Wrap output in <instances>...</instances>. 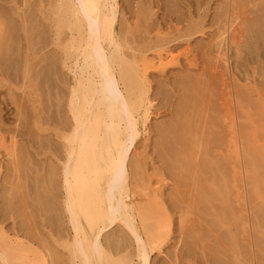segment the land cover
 Here are the masks:
<instances>
[{
	"label": "bare ground",
	"instance_id": "1",
	"mask_svg": "<svg viewBox=\"0 0 264 264\" xmlns=\"http://www.w3.org/2000/svg\"><path fill=\"white\" fill-rule=\"evenodd\" d=\"M232 2V4H235L234 0ZM249 2L252 6L255 1L250 0ZM244 5L247 6L246 1ZM49 7L51 8L50 15L54 23V32L57 35L56 38H58V69L60 72L58 74L56 71V75L53 71V73H50L51 70L48 71L46 69L50 75L47 74L45 77L46 79H51L58 76L59 82L65 86L63 92H58L57 96L59 98H57V101L58 103L59 101L61 102L59 105L62 104L61 108L67 118L59 135L61 153L58 151L60 159L56 158L59 161L57 163L59 168L55 163L50 162L47 164L48 170L47 168L46 170L49 175L47 172L48 178L46 179L48 180L44 178L45 175H41L42 173L35 175H37L36 179L38 182H36L40 188V191L36 189L42 199L41 205L49 212L48 217L51 223L55 225L54 229L58 230V234L52 237V242L47 244L41 242L40 248L37 249L27 240L24 232L22 235L19 232L11 234V231L8 232L0 225V264H154L151 255L155 252L164 254L167 257L159 264H167L169 258L164 253V250L167 248L165 244L172 229L173 218L161 196L160 187L162 184L164 185L163 181L165 178L160 177V179L164 178V180L158 178L160 180H157L159 185L152 187L147 174L148 171L145 172L146 169L144 167V159L147 160L148 155H145V158L142 154L143 152H139L136 145L139 139L141 141V138L145 142L149 141L148 133L152 130L151 120L153 121L152 118L155 111L153 108L156 93L154 95L155 90L152 91L151 73L149 70L156 68L158 71L164 72L168 70L170 65L180 69V55L184 56V60L187 61L186 64L188 66L186 68H191V66L196 64H193L194 55L190 57L191 52L187 43L182 51L178 52L174 48L165 47L158 51L156 56L148 60L143 51L136 53L139 49H134L126 41L127 35L125 37V33L129 32L128 28L125 30L123 21H118V15H121L118 0H51ZM248 8L252 9L251 7ZM30 10L29 12H32ZM150 13L149 15L152 16L155 12L151 13L152 15ZM229 13V16H227V19H229V21L227 20L228 25L226 23L218 26L219 29L213 35V48L211 51V54L212 52L214 53L213 57L218 62L216 64L221 68L223 66L227 71L229 70L227 52L232 32L230 30L233 20L236 19L232 11ZM29 16L31 17L32 15ZM119 19L123 18L120 17ZM253 19L252 21L260 23L259 26L262 27V33L264 34L263 20L260 21L257 14H255ZM25 24L27 27V23ZM14 27L17 28V25ZM35 28L37 29L36 26ZM160 28L157 27L156 34H163V30ZM39 29H43V27ZM39 29L38 31L42 32ZM11 31L13 33V29ZM31 32L30 30L29 33ZM10 33L8 38L10 39L11 36L13 40L14 35L12 38ZM0 35H2L1 32ZM8 38L3 41L5 45L11 40ZM56 38L55 40L57 41ZM8 47L11 49V44ZM13 48L15 49L14 46ZM3 55L2 57H5L6 53H3ZM6 56L8 58L9 55ZM24 60L27 61L26 58ZM55 63L57 64V62ZM56 64L53 63L51 65L52 70ZM26 65H29L31 70L35 67L34 63V67L32 66L31 68L29 61ZM44 66L46 67V65ZM10 67L9 64L8 68ZM55 68L57 69V67ZM8 72L12 71L9 70ZM36 72L37 70L34 73L36 74ZM25 73L29 72L26 71ZM33 74L29 75L32 76ZM228 74H231V72ZM203 75L184 73L179 77L177 76L179 81L176 82L182 87L183 94L178 101L177 109H175V106V108L173 107L176 111L173 112L172 110L173 113H176L175 119H165L167 121L163 119V121L153 122L155 128L152 127L155 129L156 134L151 145L157 154L156 157L161 159L157 160L165 163L173 177V188L170 185L172 189L167 196L171 199L169 200L168 197L169 202L172 201L174 203H171V205H175L176 209H179L177 219L179 226H182L180 229L185 228L190 221L193 225H191V232L193 231L192 233L195 235L191 236L200 237L202 240L201 235L206 232V229L212 231L213 236H215L214 249L216 250V259L219 264H253L252 255H250L251 247H249L247 242L239 243V239L237 240L236 238L238 235L234 236L223 232L219 234V231L216 232V230L218 227H224L229 221L230 223L232 221L239 222L241 226H245L247 221L245 208L249 205L247 210L249 209L250 212H248L250 214L248 216L250 215L249 218L251 217V222L253 221V228L258 235V240L256 241L263 251L264 153L244 143V149H247L248 156L244 158V166H240L238 162L241 160L238 161L240 158H237L238 153L236 151L238 148L234 145L235 131L233 122L228 123L226 130H224L223 119L227 115L230 118L231 114L228 111L231 112V110L227 111L226 109L228 108L225 107L227 104H225L224 111L228 113L226 112L225 114L222 111L224 112L223 115L226 116H221V120L220 114L222 112H219V114L217 111H212L211 107L216 101L214 99L216 91L207 88ZM224 76L226 77V75ZM38 77L42 78L43 75ZM219 78L222 80L223 77L221 78L219 75ZM46 79L43 78L42 80L45 81ZM38 80L40 79L38 78ZM42 80L40 81L42 82ZM223 80L226 81L225 78ZM211 82L213 85V81ZM49 83L54 84L50 80ZM47 87L49 88L50 86L48 85ZM48 88L47 91L52 89L50 87V90H48ZM220 88L218 90L223 92L224 89L220 90ZM44 90L43 86L42 91ZM221 92H216L215 98L220 94L221 98L219 96L217 98L221 100L228 91H224L223 95ZM50 94L52 95V93ZM160 94L162 95V92ZM227 95V100H229ZM211 99H213L212 102ZM217 101L219 103L218 99ZM228 107H231L229 103ZM20 108L18 109L19 111H21ZM61 122L63 121L60 120ZM232 126L233 128H231ZM12 132L17 135L14 130ZM236 138H238L237 135ZM51 143L49 146L54 144L53 142ZM17 145L19 147L22 146V144H18V140ZM0 146L3 147L4 157L6 158V164H4L2 160L3 154L1 155L0 153V183L7 190L4 198L10 202L18 200L23 203V201H26L25 199L21 201L19 194H14L10 191L12 189L16 191L15 189L17 188H14L17 186L16 181L11 182L10 180V178L13 180L14 176L12 174L10 176V169L16 172L19 169V164H21L18 154L20 151L16 148V141L11 137L8 143L3 145V137H0ZM237 146H239V143ZM137 147L139 148L140 145ZM143 148L145 149V147ZM212 148H215L214 151L218 155L212 152ZM238 152L240 154V151ZM223 153H228L227 157H224ZM146 166L150 167V165ZM20 169V172L24 171L23 168ZM243 170L246 172L244 173ZM20 172L18 170L17 173L19 174ZM241 172L245 174L249 184L245 194L243 189L240 193L235 191L236 181H238V184L242 181L240 175L243 173L240 174ZM55 174L59 175L58 183L60 185L58 187L59 190H54L56 193L59 191L60 195L57 199L56 195L52 194L50 189L46 187V184L51 186L54 183ZM31 181L33 180L30 179ZM30 182L29 184H31ZM5 183H9L10 188L4 187ZM21 183L18 184L21 185ZM29 192L27 195H29ZM3 193L5 194V191ZM19 193H22L21 190ZM164 194H167V191ZM245 197L250 200L248 205L244 201ZM258 200L262 201V203L258 204ZM175 213L177 214V211ZM237 234H240V231ZM186 235L183 237H186ZM208 235L211 234L206 236ZM213 236L211 238L208 237V239L212 240ZM182 241L184 240L182 239ZM186 243L184 244L187 247L189 246L188 248L191 247V249L197 244L193 238ZM212 253L215 254L214 252ZM254 258H256V254ZM256 260L258 264H264V255ZM170 264L172 263L170 262Z\"/></svg>",
	"mask_w": 264,
	"mask_h": 264
},
{
	"label": "rangeland",
	"instance_id": "2",
	"mask_svg": "<svg viewBox=\"0 0 264 264\" xmlns=\"http://www.w3.org/2000/svg\"><path fill=\"white\" fill-rule=\"evenodd\" d=\"M50 1L51 0H41V2L40 0H0V21H1L0 22L1 23L0 32L2 34L0 35V38H1L0 39L1 41L0 53H2L0 54V59H1V62L3 61V63L0 62V134H1L0 137H3V145L7 144L11 137H13L14 140L16 141V148L17 150L19 149L20 151V152L18 151L19 152L18 154L20 156V163H21L19 164L20 166H18L19 167L18 170L20 172L21 170L20 168H23L24 171H21L22 173L20 172L18 174L17 173L18 170L16 172H13V170L10 169V176L11 174L14 175L13 180L11 178L10 180L11 182L16 181L15 183L17 184V186L14 187V188L17 187L15 189L16 191H14L13 189L10 191H12L14 194H19L21 197V198L19 197V199L21 201H23L24 199L26 200V201H23V203H20L18 200H12V202L6 200L4 197L7 194V190H5L2 187V184L0 183L1 184L0 185V225H2L4 229L7 230L8 232L11 231L10 232L11 234L13 232H16V233L19 232V234L22 235L24 232L26 234L27 240L32 244L33 247H36L37 249L40 248L39 245L41 244V242H44L46 244L49 242H52L51 241L52 237L57 236L58 230L54 229L55 225L51 223L48 217L49 212L46 211L41 205L42 199H41V196L38 195L40 188L38 186V183H37L38 181L36 179L37 175L35 174L42 173L41 175L47 176V177L44 176L45 179L48 178L49 172L47 171L48 170L47 164H49L50 162L55 163L56 165H58V168H59V164H57L59 163V161L56 159V158L60 159L59 153H61V144H60L61 141L59 139V135L63 129L62 127H64L63 123L66 122L65 120L67 118V116L64 115L63 109L61 108L62 104L59 105L61 102L59 101L58 103L57 101V98H59L57 94H59L60 91L63 92L65 90V86H63V84L59 82V80L57 79L58 76L53 77L51 79H46L45 77L47 76V74H49V72H47L46 69L48 71L51 70L50 73L54 72V74L56 75H57V72L58 74L60 72L58 69V60H59L58 38H56L57 35H55L56 33L54 32V23L50 15V9H51L49 7ZM170 1L172 5L170 4ZM234 1H235V4H232L233 3L232 0H230V2L229 0H173V1L167 0V2L166 0H125L124 2L123 0H118L120 4V11H121L120 13L121 15L120 16L118 15V21L119 20L123 21V24L125 25V30L126 28H128L127 30H129V32L125 33V37L127 35L126 41H128L127 42L128 45H130L134 49H139V51H136V53H140L143 51L144 54L146 55V59L148 60L149 58L152 59L154 56H156L157 52L161 51L165 47L174 48L175 51L179 52V51H182V49L185 48V46L188 44V48L190 49V52L192 55V56L190 55V57H193V55L194 57H196V58L193 57L194 59L193 64L196 63L195 64L196 66L193 65L191 66V68L190 67L186 68L188 66L186 64L187 61L184 60L183 58L184 56L180 55V67H181L180 69L174 67L173 65H170L168 67V70L164 72L158 71L156 68L149 70V72L151 73L150 81H151L152 91L153 90L157 91V92L154 91V95L156 93L155 102H154L155 105L153 108L155 110V111L153 110L155 117L153 116L152 118L153 121L151 120L152 130L149 131L151 135L148 133V137L150 138L148 139L149 141L147 142L149 144L141 138V141H139L140 140L139 139L138 140L139 142L137 141L138 144L136 145V148L138 149V151L141 153L143 152L142 154L144 155L145 158L148 155L147 160L144 159L145 161L144 167L146 169L145 172L148 171L147 174L149 176V181L152 184V187L158 186L159 181L164 180V178L165 180L168 181L167 182L164 180L165 182L163 181V183L165 186L162 184V186L160 187L161 193H162L161 196L163 197L161 198L163 199L164 203L166 204L167 210L171 213L172 218H173L172 229L169 232L168 237H167L168 239L166 243L167 246L165 244V247L167 248L164 250V253L167 254L169 258V262H167V264L168 263L170 264V262L172 264H219L217 263L219 261L216 259V253H215L216 250L214 249L215 248V244H214L215 236H213L212 231H209L208 229H206V232L203 234L204 236L201 235L202 236L201 238H203L202 240L200 239V237L199 238L192 237L195 235L192 233L193 231L191 232L192 223L190 221H189L190 224H188L189 222L187 223V225H190V226L186 225L185 228H182L184 229L183 231L182 229H180L182 226L181 227L179 226L178 219H177L179 209H176L177 207L175 205H171V203L173 202L172 201L169 202V200L171 199L169 196H167L169 195L168 193L173 188V182H172L173 177L171 175V172H169L170 170H168L165 163L161 161L159 162V160L161 159L159 157H156L157 154L154 152L153 146L151 145L153 143L152 140L155 138V134H156L155 129H153L154 127L153 122L156 123L157 121H163V119L164 121H167L165 119H169V120L175 119L176 113H173V112H175L176 110H174V108L176 107L175 109H177L178 101L183 94L182 87L180 86L179 83L176 82V81H179L177 76L179 77L180 75H183L184 73H189L192 75L193 74L194 75L204 74L203 79L205 80L207 84V88L209 90L211 89L212 91L214 90L220 93L221 91H219L218 89L221 86V88L222 87L223 88L222 89L220 88V90L224 89L223 92L224 91L226 92V90L228 91L226 92L228 95L227 94L226 95L229 96L228 98L230 101L227 100V97L225 94L222 97L223 102H222V99L220 100L219 98H217L218 96L220 97V94L215 98L217 94L215 92L214 99L216 100L215 101L216 103L214 102L211 108L213 112L217 111V113L224 111L225 107L228 108L226 109L227 111L231 110L232 113L228 111L229 114H231L230 118L228 115L227 116L223 115L225 111L222 112V114L220 113L219 114H220V120H221V116L223 117L226 116V118L224 119L227 121L223 119V122L225 124L224 130H226L228 123H230L231 121L233 122L234 128L233 126L231 128H233L235 131L234 132V139H235L234 145H236V148H238L236 151L238 153L237 158H240L238 159V161L241 160L238 162L240 166H244V158L248 156L247 149L246 148L244 149V143H247V145H250L249 147L251 148L259 149L261 153H264V34L262 33V27L259 26L260 23L252 21L254 20L253 18H255V14H257L259 15V20L260 21L263 20L262 23L264 27V0H253L255 2L254 4H252V6L249 2L250 0H242V1L234 0ZM245 1L247 3V6L244 5ZM241 2L242 3L244 2V4L242 5ZM165 3L168 5V7L167 5L165 6ZM248 7H251L252 9ZM30 9L32 10V12H29ZM150 10H151V13H154V12L155 13L152 15L150 13ZM231 11L235 15L236 19L233 20L232 26H231L232 28L230 30L232 31L231 40L228 45V52H227L229 70L227 71L222 66V68L225 70L224 71L221 67H219L216 64L218 62L213 57L214 53L212 52L211 54V51L213 48L212 47L213 39H214L213 35L215 34V31L219 29L218 26L222 24H226V23L228 25L227 20L229 21V19H227L228 18L227 16H229L230 14L229 12ZM123 12L124 14H122ZM149 13L152 16H150ZM24 15H27V16H24ZM28 15H32V16L28 17ZM2 16L4 17V19ZM261 16L263 19L261 18ZM120 17L123 18L124 20L119 19ZM29 22H32V23H29ZM25 23H27L28 25L27 27ZM16 25H17V28L14 27ZM35 26L37 27V29L35 28ZM163 26L165 27V29ZM13 27L16 29H14ZM42 27L44 30L39 29ZM157 27L159 28L161 27L160 29L163 30V31L161 30L163 34L162 33L160 35L156 34ZM11 29H13L14 34L12 33ZM38 29L42 30V32L38 31ZM30 30L32 31L31 33H29ZM9 33L10 35H12V38L14 35V39L16 40L14 39L12 40L10 36V39L12 40L11 41L8 38ZM42 34H45V35H42ZM42 36H47V37H42ZM7 38L10 40L9 42L8 41L7 42L10 43L12 47L10 49V47H8L10 44L6 42L8 50H7V47L4 48V46L6 45L3 43V41L7 40ZM55 38L57 39V41L55 40ZM3 44L4 46H2ZM13 46L15 47V49L13 48ZM11 50L13 51L14 54L16 52V54L14 55ZM51 52H53L54 54L53 53L51 54ZM3 53L4 54L6 53V55L11 56L12 58L10 57V59H8L9 56L7 58V56L5 55L6 57L5 59V57H2L4 56ZM11 53L13 54L14 57L12 56ZM25 55L27 56L25 57ZM30 56L31 58H29ZM35 57L36 59L39 58L40 60L38 59V61H36ZM25 58L26 60L28 58L29 59L25 61L24 60ZM195 59H196V62H195ZM42 60H43V64L45 63L44 65H46V67L42 64ZM28 61L29 63H31V68L32 66L34 67V63H35L34 69L31 70L30 66L26 65ZM39 61L41 62V64H39L40 63ZM52 61H54L53 62L54 64H56L55 62H57V64L54 65V68L57 67V69L53 68L52 70V66H51L53 64ZM9 64L11 66L10 68H8ZM49 64H50V67H49ZM41 65H43L44 67ZM47 65H48V68H47ZM14 67L17 70H15ZM8 69L12 71L13 73L12 72L9 73ZM36 70L37 72L35 74L34 72ZM39 70L41 73L39 72ZM26 71H28L29 73H25ZM230 72L231 74H228ZM42 73H44L45 75ZM29 74H33L34 76L33 75L31 76ZM39 75L40 76L43 75V77L40 78L38 77ZM219 75L221 78L222 77L225 78L226 81L223 80V78L222 80L220 78L218 79ZM224 75H226V77ZM38 78L40 80L45 78L46 80L45 81L42 80L41 82L40 80H38ZM49 80L50 82H53L55 85L50 84ZM230 80L231 81L233 80V81L231 82ZM211 81H213L214 83L213 85ZM47 83H49L48 85L51 88L54 85L51 90H50V87L49 88L47 87L48 90L50 91H47V88H46V86H48ZM219 84L221 85L219 86ZM233 85H236V86H233ZM43 86L45 89L44 91H42ZM56 88H57V91H56ZM162 90L164 91V94ZM158 91H159V94H158ZM166 91L167 93H165ZM160 92H162V95L160 94ZM223 92H221L222 95H223ZM233 92L234 94H232ZM50 93H52V95ZM217 99L219 100V103ZM212 100L213 99H211V102ZM228 103H229V106H231L230 108L228 107ZM225 104L227 105L224 107ZM19 107H21L20 108L21 111L18 110ZM59 107H60V110H59ZM60 117L62 118L59 119ZM60 120L63 122L60 123ZM210 127H213V126H210ZM12 130H14V132L17 133V135L13 134ZM236 135L238 138H236ZM46 139L48 142L50 140V142L48 143ZM17 140H18V144L20 145L22 144V146L19 147V145H17ZM51 142H53L55 146L54 144L49 146V144H52ZM237 142L239 143V146H237L238 145ZM43 143L46 145H44ZM139 145L140 147L138 148L137 146ZM1 147L2 146H0V153L1 155L3 154L2 160L4 164H6V158L4 157V150L2 147V150H3L2 151ZM143 147H145L146 151H144L145 149ZM26 149L28 152L26 151ZM212 149H213L212 152L218 155L217 152L214 151L215 148H212ZM21 150H22V153H21ZM238 151H240V154ZM151 155L153 156L154 159L152 158ZM226 155H228V153L224 154L223 156L225 157ZM22 158L24 161L21 160ZM34 159H35L36 164L34 163ZM148 159H150L149 160L150 162L148 161ZM38 165L40 166V168ZM146 165H150V167L151 166L152 167L150 168L149 166H146ZM32 168H33V171H32ZM25 170H27L28 172ZM243 171L244 173L246 172L245 170ZM47 172H48V175H47ZM242 173L243 172H241L240 174ZM244 173L240 175L242 178V181H240L239 184H238V181H236L237 186H236L235 191L237 193H240L241 190L243 189L244 194H245L246 193L245 191H247V188L249 186ZM169 175L171 176L169 177ZM25 177L27 178V181ZM29 177L33 181L30 182V179H28ZM160 177H164V178L160 179ZM154 178H156V180H154ZM58 179H59V175L55 174V177H54L55 181L53 184H51L52 187L46 184L47 185L46 187L50 189V192L56 195V199L60 195L59 191L56 193L57 191L56 189L59 190L58 187L60 186L58 183L59 182ZM17 182L18 183L22 182V183L20 185ZM29 182L31 184H29ZM170 185L172 186V188ZM4 187L10 188L9 183H5ZM162 187H164L165 190H163L164 188L162 189ZM36 188L39 189V191H37ZM20 190L22 193L23 192L25 193L24 194L19 193ZM28 190L29 191L31 190V191L29 192ZM4 191H5V194L3 193ZM166 191H167V194H164ZM28 192H29V195H27ZM33 194L35 197L33 196ZM30 195H32L31 198H30ZM168 197H169V200H168ZM246 200L247 198L244 201L248 205L249 204L248 201L250 200H247V201ZM257 203L260 204L262 203V201L258 200ZM247 208H249V205L248 207L246 206L245 208L246 214H247L246 215L247 221H246L245 226H241V223L239 222L236 223L235 221H232L231 222L232 224H231L229 221L224 227H220V228L218 227L219 230L217 229L216 232L219 231L218 232L219 234L223 232L226 234L230 233L234 236L238 235L236 236V238L237 240L239 239V243L247 242L249 244V247H251L250 255H252V257L251 256L250 257L253 261V264H258L257 263L258 261L256 259H259V257H262L264 255V248L262 251V247L258 245V242L256 241L258 240V235L253 228V221L251 222L252 219L251 217L249 218L250 215L248 216V214H250L249 213L250 211L249 209L247 210ZM176 211H177V214L175 213ZM239 228L241 229L239 230ZM239 231H240V234H237L239 233ZM241 233L245 235L243 236ZM207 234H211V235L206 236ZM185 235L186 237H183ZM212 236H213V239L210 240ZM208 237L210 238L208 239ZM179 238H180V241H179ZM192 238L195 240V243L197 242V244H195L196 247L194 246V248L191 249V247L188 248L189 246L188 247L186 246L188 245L186 242H188L189 240H192ZM182 239L184 241L181 242ZM183 242L186 243V245ZM172 244H173V248H172ZM197 245H201V246H197ZM259 246L261 247V249ZM211 251L214 252L215 254H213ZM255 254H256V258H254ZM151 259L154 262V264H159L160 262L162 263L164 259H167V257H165L164 254H157L155 252L153 255H151Z\"/></svg>",
	"mask_w": 264,
	"mask_h": 264
}]
</instances>
